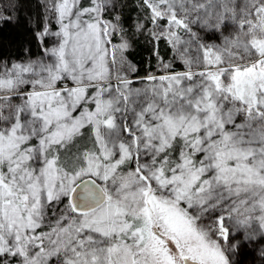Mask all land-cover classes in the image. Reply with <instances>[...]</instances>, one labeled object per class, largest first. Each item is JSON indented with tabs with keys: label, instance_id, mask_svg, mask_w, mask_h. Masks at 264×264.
<instances>
[{
	"label": "snow or ice",
	"instance_id": "6c2138e0",
	"mask_svg": "<svg viewBox=\"0 0 264 264\" xmlns=\"http://www.w3.org/2000/svg\"><path fill=\"white\" fill-rule=\"evenodd\" d=\"M137 3L159 75L119 0H43L42 54L0 56V264H233L264 234V0Z\"/></svg>",
	"mask_w": 264,
	"mask_h": 264
},
{
	"label": "trees",
	"instance_id": "16d2710c",
	"mask_svg": "<svg viewBox=\"0 0 264 264\" xmlns=\"http://www.w3.org/2000/svg\"><path fill=\"white\" fill-rule=\"evenodd\" d=\"M42 3L43 0H0V15L11 18L0 21V56H27L26 48L31 50L33 57L42 54L41 45L35 35L45 17ZM119 3L122 7L118 11L131 44L125 55L136 69L132 77L158 74V58L165 62L170 61L172 49L164 40L153 41L147 32H135V23L143 16L137 0H119ZM146 26L151 28L150 24ZM174 68L182 70L179 64L174 65ZM257 239L255 236L253 240L243 242L234 254V264H264L262 251L255 247Z\"/></svg>",
	"mask_w": 264,
	"mask_h": 264
},
{
	"label": "rangeland",
	"instance_id": "374dc122",
	"mask_svg": "<svg viewBox=\"0 0 264 264\" xmlns=\"http://www.w3.org/2000/svg\"><path fill=\"white\" fill-rule=\"evenodd\" d=\"M0 16H2V15H0ZM158 70H159V73L157 75L161 74L160 64L158 65ZM132 74L133 73H131V75ZM256 236L258 237V239L256 241L255 247L260 249V251H262L263 256H264V234H262L260 231H257Z\"/></svg>",
	"mask_w": 264,
	"mask_h": 264
}]
</instances>
